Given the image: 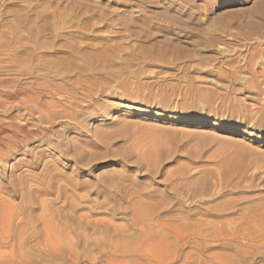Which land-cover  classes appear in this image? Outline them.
<instances>
[{"label": "rangeland", "instance_id": "obj_1", "mask_svg": "<svg viewBox=\"0 0 264 264\" xmlns=\"http://www.w3.org/2000/svg\"><path fill=\"white\" fill-rule=\"evenodd\" d=\"M0 129V264H264V0H0Z\"/></svg>", "mask_w": 264, "mask_h": 264}, {"label": "bare ground", "instance_id": "obj_2", "mask_svg": "<svg viewBox=\"0 0 264 264\" xmlns=\"http://www.w3.org/2000/svg\"><path fill=\"white\" fill-rule=\"evenodd\" d=\"M2 128V127H1ZM22 128V127H21ZM18 131V130H17ZM16 131V133H14V134H11V135H6V131L4 132V130L3 129H0V161H3L7 156H6V154H5V152H4V149H5V147H7V146H5V141L7 140L8 142L6 143L7 145H8V147L10 146V147H18L17 145H18V141H20V140H18V135H17V132ZM20 131L22 132H24V129L22 130V129H20ZM12 133V132H11ZM8 134V133H7ZM21 142V141H20ZM8 149V148H7ZM9 151V150H8ZM13 183V182H12ZM0 186H2V185H0ZM3 189H4V187H3ZM2 204V203H1ZM1 204H0V229L2 230V231H0L2 234H4V235H6L5 234V223L6 222H10L11 223V221H12V219H13V217H10V214H12V212L11 213H9V215H8V213L6 212L5 214H4V210H3V207L1 206ZM4 206V205H3ZM10 207H12V206H10ZM150 209V208H149ZM11 210V209H10ZM16 210V209H15ZM23 210V209H22ZM8 211V210H7ZM9 216H7V215ZM147 214H149V213H147ZM14 216V215H13ZM51 225H49V227H50ZM9 232V233H8ZM0 233V234H1ZM6 233H8L9 235H10V231H8L7 230V232ZM148 234H145V241H143L144 243L146 242V241H150L151 242V244L149 245V251H152L153 253H155L153 256L154 257H152V260H154L155 262H158V264L160 263V264H170L171 263V260H172V257L170 256V255H168V254H165V253H163L162 251H160L161 249H164V247H166L167 245H168V242L167 241H165L164 239H157L155 236H153V235H151V233H149V232H147ZM7 234V235H8ZM9 235H8V237H9ZM1 236V235H0ZM3 236V235H2ZM3 237H5V236H3ZM149 242V243H150ZM147 244H148V242H147ZM21 246V245H20ZM130 251V250H129ZM160 251V252H159ZM121 254H123V256H126V253H128L127 251H123V252H120ZM131 252H129V254H130Z\"/></svg>", "mask_w": 264, "mask_h": 264}]
</instances>
